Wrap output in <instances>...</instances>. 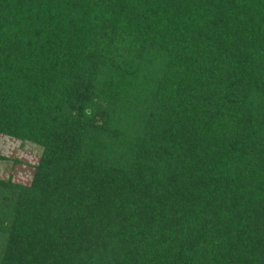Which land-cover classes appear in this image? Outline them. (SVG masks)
Segmentation results:
<instances>
[{"label":"trees","instance_id":"1","mask_svg":"<svg viewBox=\"0 0 264 264\" xmlns=\"http://www.w3.org/2000/svg\"><path fill=\"white\" fill-rule=\"evenodd\" d=\"M3 135L0 264H264V0H0Z\"/></svg>","mask_w":264,"mask_h":264},{"label":"rangeland","instance_id":"2","mask_svg":"<svg viewBox=\"0 0 264 264\" xmlns=\"http://www.w3.org/2000/svg\"><path fill=\"white\" fill-rule=\"evenodd\" d=\"M41 147L29 141H20L10 136H0V177L12 176L15 180L29 181L39 159Z\"/></svg>","mask_w":264,"mask_h":264}]
</instances>
